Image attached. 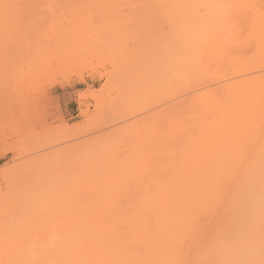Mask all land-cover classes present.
<instances>
[{
  "label": "rangeland",
  "instance_id": "rangeland-1",
  "mask_svg": "<svg viewBox=\"0 0 264 264\" xmlns=\"http://www.w3.org/2000/svg\"><path fill=\"white\" fill-rule=\"evenodd\" d=\"M155 1L0 0V14L28 16L16 21H0V259L9 256L15 241L23 239L25 243L27 238L24 235L28 232L44 236L48 228L46 222L53 219L49 213L54 219L57 214L61 218L65 214L70 219L67 215L78 210L75 205L62 211L52 207L34 217L35 214L23 209L18 210L20 216L13 218L18 206L13 200L21 199L18 191L24 188L53 183L55 171L76 163V159H81L84 154L88 153L75 164V175L67 182L66 198L82 203L100 198L96 207L87 203L84 210L88 212L91 208L90 212L111 210L116 213L124 210L121 205L128 202L126 200L131 203L136 200L137 203L139 197L147 194L148 186L153 190L151 184L155 181L172 179L171 174L180 180L184 173L178 169L182 166L184 169L186 163H200L197 161L200 157L211 161L212 155L209 156L207 151L225 145V139L229 137L226 135L236 133L233 128L223 126V134L219 136L222 139L225 134L223 144V140L212 134L214 132H209L211 126H207L209 130L205 129L208 133L202 128L207 133L203 135L197 126L199 121L209 123L211 120L213 123L212 115L217 110L213 109L212 113L204 102L205 98L209 101L215 95L222 96L224 91L218 87L234 78L250 79L248 77L253 74H264V57H256V54L264 55V51L257 52L264 48V0H240L241 4L232 5L237 10L230 11L237 12L230 15L231 18L235 14L236 18L229 20L230 33L227 31L229 35L226 34L229 36L226 40H229L224 45V52L235 56L239 53L245 60L241 62L240 59L233 69L228 60L232 55L222 53L227 57L224 62H228L220 66L222 71L215 68L219 75L210 68L211 74L208 70L207 75L202 73L200 78L197 75L196 80L192 78L196 74L190 76V79L186 78L190 81L185 82L189 89L184 84L181 88L175 86L171 89L153 87L155 80L152 79L157 77V72L152 69L150 61L154 57L163 62L165 58L161 56L170 47V21L163 18L168 14L169 4L160 2V5L158 0V3ZM10 29H31L34 34L28 33L27 40L24 38L27 32L23 33L25 36L21 34V47L13 49L7 34ZM165 64L160 63L158 68ZM165 70H160L161 77H167ZM149 84H153V89ZM192 84L195 85L192 87ZM204 89L212 93L199 94V90L203 92ZM25 98L28 99L25 101ZM173 114H178L175 122ZM258 117L261 115L256 119ZM256 119L255 122L252 120L254 124L260 122ZM247 121L243 123L242 119L243 129L248 124L251 126L252 121ZM261 124H256L259 127L250 131L244 129L243 132H247L243 134L247 137L243 138L245 135L242 134L240 137L237 133L238 141L234 139L238 143V137L243 138L244 145L251 146L252 134L260 132ZM191 134L193 137L188 136ZM198 152H201L199 158ZM239 156L242 160L243 157ZM236 157H230L232 164L238 162ZM214 160L217 161L215 157ZM98 162L102 164L100 170L94 165ZM174 166L178 167L180 175L174 174L177 172ZM15 190H18L16 195L19 198L13 199L15 194L7 193H15ZM152 190L151 196L155 195ZM111 200L114 205L110 204ZM61 220L62 223L67 221Z\"/></svg>",
  "mask_w": 264,
  "mask_h": 264
},
{
  "label": "bare ground",
  "instance_id": "bare-ground-1",
  "mask_svg": "<svg viewBox=\"0 0 264 264\" xmlns=\"http://www.w3.org/2000/svg\"><path fill=\"white\" fill-rule=\"evenodd\" d=\"M82 1L94 2L96 0ZM239 1L158 0L159 3L156 2L158 4L160 2L169 4L168 12H166L168 14L165 15L166 18H163L168 19L167 22L170 21V24L168 23L170 25L168 27V47H170L166 48L161 56L165 60L163 62H161L162 60L159 61L163 64L166 63L165 66L158 68L160 63L157 58L154 59L153 57L154 62L150 61V63L152 62V69L157 72V77H154V75L156 76L155 73L152 79L155 82L151 81V83L154 82V89L163 88V86L167 89L175 88V86L181 88L183 84L185 87L190 76L196 74L192 77L194 80L197 79V75L200 78L202 73L204 76L207 75L210 68H213L214 72L216 69L221 70L220 68L228 60L229 64H232V68L238 65L244 56L240 57L241 54L239 53L236 56L234 54L233 56L232 53L225 55L224 45L229 40H226V38H229L230 33L229 27H227L229 26L228 23L236 18L235 14L230 18L231 14L237 12L231 13V9L233 10L232 7ZM257 1L260 2V0ZM241 2L243 1L241 0ZM26 17L28 16L24 14H0V21H16ZM1 32L0 30V34ZM23 33H26L27 36ZM28 33L33 32H31V29H10L7 34L10 37L9 44H11V47L13 49L20 48L19 43H22L23 36H25V39L28 38ZM209 34H212V36ZM210 41L215 45L211 44ZM259 51L262 53L264 48H262V51L258 50L257 52L259 53ZM222 53L225 56L232 55V57L224 62L227 57H223ZM258 56L264 57L263 54H256V57ZM232 59H234L233 62H231ZM163 68H166L165 75L167 77L163 76L165 78L161 77L162 72L160 70ZM212 70L208 74H211ZM221 71L220 75L222 74ZM216 73L219 75L217 70ZM253 75H251L253 77H248L250 79L246 77H244L245 79L243 77L234 78L221 85L223 89L218 87L224 91L221 93L222 96L212 95L211 100L208 98L209 101L205 98V107L207 106L206 108H210L211 111L213 109L217 110V112L213 113L214 110L212 111L214 114L212 116L215 118L211 117L214 120L213 123L210 120L212 125L210 122L200 123L199 121V124L198 121H195L199 126L195 125L202 131L201 133L198 130V133L205 134V131H207L205 129L209 130L211 126L210 133L214 132L212 134L217 139L223 140L221 142L223 144L226 140L223 146L218 140L220 145L207 151L209 156L212 155L211 158L213 159L210 158L211 161L207 160L211 163H205L207 161L204 157H200L203 151L198 152V158L204 159L205 162L202 159L201 161L196 159L200 163L195 164L192 163L196 161L194 159L195 161H192V164L186 163L184 169H182L183 166L181 169L174 166L180 173L183 171L184 174H181L185 175L184 178L181 175L179 180V178H175L177 175L172 176L171 174L172 179H159L160 181L153 183L154 186L151 184L153 190L151 186L147 185V188L151 189L150 192L147 191L148 189L146 190L147 194L143 196L145 198L139 197L137 203H135L136 200L132 203L130 200H126L128 202L124 201L125 203L121 202V204L124 203L121 205L124 209L121 212L114 213L115 211L111 212V210L109 212L107 208L108 212L105 213H103V210L100 211L101 213L98 211L95 213L93 209L90 212L91 208L87 212V210H84V205L88 203V205L92 204V207H96L95 204L100 198L93 199L94 202L90 200L86 203L66 198L67 182L72 180L75 175V168L77 167H75V164H78L81 159L83 160L88 153L84 154L81 159H76V163L68 165L62 171H55L53 183L47 182L35 187L24 188L23 191L15 190V193H7L10 195L15 194L13 199H16L19 198V195L16 194L21 192V199H18V201L12 199L18 205L17 212H13L16 215L11 213L14 215L13 218L20 216L19 212L23 209L35 214L34 217H38L43 212H48L52 207L62 211L64 208L75 205L78 210L67 215L70 219L65 214L61 213L62 218L57 214L61 219H68L63 223L57 215L54 219L52 217L54 215L49 213L50 218H53L50 219L53 223L49 219V222H46L50 230L46 228L42 237L40 234H38V237L37 233L31 235L28 232L24 235V238H27L25 243L23 239L15 241L10 248L9 256H3L0 259V264H264V115H262L264 114V77H260L264 74ZM160 79L163 83L160 82ZM163 79H167V81ZM197 81L195 83H199ZM201 83L202 81L199 84ZM153 84H149L151 89H153ZM194 85L192 84V87ZM187 87L185 88L189 89ZM207 90L204 89L203 92L199 90V94L203 93L202 95L205 96V94L212 93L207 92ZM200 97L202 98V96ZM206 102L211 105L208 106ZM176 115L178 116V114H173L175 120L171 117L174 122L176 119L178 120ZM257 115L262 117H260L261 119L258 117L260 122L256 123H263L261 124L262 129H259L260 132L256 131L258 134L251 133L253 136L251 141L254 139L251 146L247 147L244 145L246 142L242 140L247 135L243 133L247 130L250 131L251 128L259 127V125L254 124ZM194 117L197 119L196 116ZM242 119L243 123L247 120L248 123H251L253 120L254 127H252V123L251 126L248 124L250 127L246 126L244 129H249L243 132ZM258 119L256 121H259ZM223 126L235 130L234 133H236H232L234 134L233 137L226 135L229 137L225 139V134L222 135V139L219 137L223 134L224 130L221 129ZM237 133L240 137L245 135L242 136L243 138L238 137V143L236 142V140L238 141ZM201 135L199 134V136ZM188 136H192V134ZM232 142L237 144L234 145ZM204 153L208 155L206 151ZM228 155L231 158L241 155L243 158L241 157V160L240 156L239 159L236 157L238 162L232 164L230 157H227ZM214 157L217 161L214 160ZM222 159L224 160L222 161ZM224 161L225 163H223ZM100 162L94 164L96 169L100 170L102 168ZM177 169L174 174L178 173L180 175ZM173 170L172 168V173L175 171ZM154 187L156 191H154ZM151 190L152 194L155 192V195L151 196ZM18 202H20V206ZM110 204L114 205V201L111 200ZM124 207L129 209L126 210ZM93 212L98 216L103 215L98 217ZM87 213H90L91 216L88 217Z\"/></svg>",
  "mask_w": 264,
  "mask_h": 264
}]
</instances>
